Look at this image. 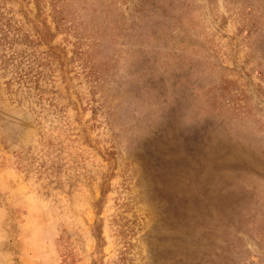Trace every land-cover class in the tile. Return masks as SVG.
Instances as JSON below:
<instances>
[{"label": "rangeland", "instance_id": "rangeland-1", "mask_svg": "<svg viewBox=\"0 0 264 264\" xmlns=\"http://www.w3.org/2000/svg\"><path fill=\"white\" fill-rule=\"evenodd\" d=\"M0 264H264V0H0Z\"/></svg>", "mask_w": 264, "mask_h": 264}]
</instances>
